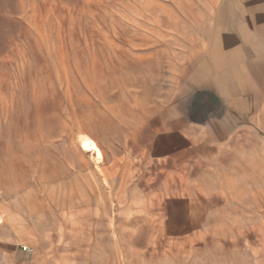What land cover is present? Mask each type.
I'll list each match as a JSON object with an SVG mask.
<instances>
[{"label": "rangeland", "instance_id": "obj_1", "mask_svg": "<svg viewBox=\"0 0 264 264\" xmlns=\"http://www.w3.org/2000/svg\"><path fill=\"white\" fill-rule=\"evenodd\" d=\"M197 1L0 0V224L22 252L242 264L240 241L264 246V136L175 123L203 117L181 75Z\"/></svg>", "mask_w": 264, "mask_h": 264}, {"label": "crops", "instance_id": "obj_2", "mask_svg": "<svg viewBox=\"0 0 264 264\" xmlns=\"http://www.w3.org/2000/svg\"><path fill=\"white\" fill-rule=\"evenodd\" d=\"M195 45L181 74L199 99L202 120L194 117L195 105L176 117L181 131L198 130L206 143L245 142L252 129L264 136V0H198ZM196 110V109H195ZM194 127V128H193ZM183 131V132H184ZM240 241L243 263L264 264V246ZM19 236L0 224V264H73L53 250L22 252ZM154 245L153 241L148 243ZM264 245V243H263ZM31 248V247H30ZM125 249L120 244V250Z\"/></svg>", "mask_w": 264, "mask_h": 264}, {"label": "bare ground", "instance_id": "obj_3", "mask_svg": "<svg viewBox=\"0 0 264 264\" xmlns=\"http://www.w3.org/2000/svg\"><path fill=\"white\" fill-rule=\"evenodd\" d=\"M80 147L85 152H95L92 145L88 141L82 140L80 142Z\"/></svg>", "mask_w": 264, "mask_h": 264}, {"label": "built area", "instance_id": "obj_4", "mask_svg": "<svg viewBox=\"0 0 264 264\" xmlns=\"http://www.w3.org/2000/svg\"><path fill=\"white\" fill-rule=\"evenodd\" d=\"M21 249L24 250V251H26V252H32V248L27 247L25 245H21Z\"/></svg>", "mask_w": 264, "mask_h": 264}, {"label": "trees", "instance_id": "obj_5", "mask_svg": "<svg viewBox=\"0 0 264 264\" xmlns=\"http://www.w3.org/2000/svg\"><path fill=\"white\" fill-rule=\"evenodd\" d=\"M199 110H201V107L199 108ZM196 118H197V116H196ZM198 120H200V121H201V120H202V117H200V119H198Z\"/></svg>", "mask_w": 264, "mask_h": 264}]
</instances>
